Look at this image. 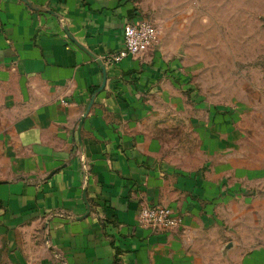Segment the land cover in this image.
Returning <instances> with one entry per match:
<instances>
[{
  "label": "crops",
  "instance_id": "0c3cea01",
  "mask_svg": "<svg viewBox=\"0 0 264 264\" xmlns=\"http://www.w3.org/2000/svg\"><path fill=\"white\" fill-rule=\"evenodd\" d=\"M142 17L139 0H0V264H264L240 114L157 44L107 61ZM146 204L181 225L142 226Z\"/></svg>",
  "mask_w": 264,
  "mask_h": 264
},
{
  "label": "rangeland",
  "instance_id": "374dc122",
  "mask_svg": "<svg viewBox=\"0 0 264 264\" xmlns=\"http://www.w3.org/2000/svg\"><path fill=\"white\" fill-rule=\"evenodd\" d=\"M139 5L142 18L158 31L157 47L179 60L196 93L240 114L244 148L254 150L264 166V0H139ZM179 140L195 149L189 133ZM259 184L254 192L261 199L264 171ZM262 206L255 211L253 245H264Z\"/></svg>",
  "mask_w": 264,
  "mask_h": 264
},
{
  "label": "built area",
  "instance_id": "2783aa9c",
  "mask_svg": "<svg viewBox=\"0 0 264 264\" xmlns=\"http://www.w3.org/2000/svg\"><path fill=\"white\" fill-rule=\"evenodd\" d=\"M158 42V31L149 21L140 18L125 25L123 30V45L118 51L107 56L108 63L114 64L121 59L139 56L152 49ZM82 173L83 187L90 177V162L84 153L76 148L75 151ZM28 181H31L28 179ZM142 226L153 230H170L181 225V217L171 208L162 205H142L137 213Z\"/></svg>",
  "mask_w": 264,
  "mask_h": 264
},
{
  "label": "trees",
  "instance_id": "16d2710c",
  "mask_svg": "<svg viewBox=\"0 0 264 264\" xmlns=\"http://www.w3.org/2000/svg\"><path fill=\"white\" fill-rule=\"evenodd\" d=\"M217 109H218V111L220 112L221 115H222V113H227V112L230 111V109L227 108V107H222V108H217Z\"/></svg>",
  "mask_w": 264,
  "mask_h": 264
},
{
  "label": "water",
  "instance_id": "95a60500",
  "mask_svg": "<svg viewBox=\"0 0 264 264\" xmlns=\"http://www.w3.org/2000/svg\"><path fill=\"white\" fill-rule=\"evenodd\" d=\"M106 80V76H105V72H104V77H103V82H105ZM104 84V83H103ZM103 86V85H102ZM81 123H82V119L80 120V123H79V127L81 126ZM85 187H84V192H85Z\"/></svg>",
  "mask_w": 264,
  "mask_h": 264
}]
</instances>
